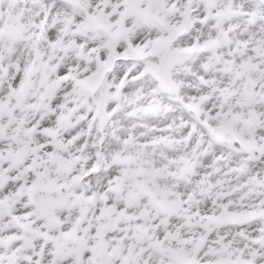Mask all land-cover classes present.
Here are the masks:
<instances>
[{
    "label": "snow or ice",
    "instance_id": "6c2138e0",
    "mask_svg": "<svg viewBox=\"0 0 264 264\" xmlns=\"http://www.w3.org/2000/svg\"><path fill=\"white\" fill-rule=\"evenodd\" d=\"M0 264H264V0H0Z\"/></svg>",
    "mask_w": 264,
    "mask_h": 264
}]
</instances>
